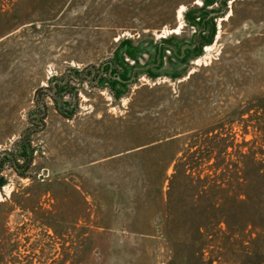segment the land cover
Listing matches in <instances>:
<instances>
[{"label":"rangeland","instance_id":"374dc122","mask_svg":"<svg viewBox=\"0 0 264 264\" xmlns=\"http://www.w3.org/2000/svg\"><path fill=\"white\" fill-rule=\"evenodd\" d=\"M257 115L264 0H0V264H264L258 189L182 137Z\"/></svg>","mask_w":264,"mask_h":264},{"label":"trees","instance_id":"16d2710c","mask_svg":"<svg viewBox=\"0 0 264 264\" xmlns=\"http://www.w3.org/2000/svg\"><path fill=\"white\" fill-rule=\"evenodd\" d=\"M204 67L206 68V65L199 66L189 73L184 82L189 83L197 75L198 70ZM258 104L261 103L259 102ZM255 118V122L252 124L254 129L253 136L248 140H241L238 144H232V141L227 139V134L219 129L214 130V127L195 129L188 134L182 135V137L186 138L188 147L197 144L192 151H189L187 162L191 164V162L201 158L214 157L216 161H214L213 166L220 167L221 172L233 170L237 182H244L253 193L258 189L257 191L261 195L260 199L263 203L261 211L264 209V119H262L261 115H257ZM188 130L189 128L187 127H178L176 130L167 129L160 133H154L152 134L153 145L159 146L176 141L181 137L182 132ZM232 145L234 146L232 151L225 152V148ZM241 146H246V149L242 150ZM228 154L233 155V158L224 159ZM244 170L246 172L249 171L250 175L244 176ZM257 185L259 187H256ZM242 194L245 198L249 195L246 192H242Z\"/></svg>","mask_w":264,"mask_h":264},{"label":"bare ground","instance_id":"6f19581e","mask_svg":"<svg viewBox=\"0 0 264 264\" xmlns=\"http://www.w3.org/2000/svg\"><path fill=\"white\" fill-rule=\"evenodd\" d=\"M184 8V6L180 7L179 14H181V10Z\"/></svg>","mask_w":264,"mask_h":264}]
</instances>
